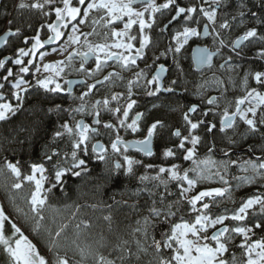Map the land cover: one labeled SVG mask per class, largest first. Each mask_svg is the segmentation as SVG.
I'll use <instances>...</instances> for the list:
<instances>
[{
    "label": "snow or ice",
    "instance_id": "obj_1",
    "mask_svg": "<svg viewBox=\"0 0 264 264\" xmlns=\"http://www.w3.org/2000/svg\"><path fill=\"white\" fill-rule=\"evenodd\" d=\"M62 7L56 6V0H35L31 4L24 3L23 0L17 5L19 9L31 8L41 12L44 16H49L51 12L55 13V21L46 25L50 35L46 41H41L40 30H36V35L29 38L24 37V44L27 46L31 40L30 47H21L16 50L15 58H9L10 62L17 66L14 72L12 68L6 69V75L0 77V121H6L10 116L15 115L23 107L24 100L27 98V94L33 87L44 90L46 93H61L65 89L59 82V78L62 73L75 57H79L80 66L78 71L86 73L91 77L94 73L102 71V69L108 65L109 61H116L123 69H129L132 66H137V60L143 59L145 48L150 46L151 38L146 34V29H151L156 23L155 14L163 13L164 10H168L171 15V19L164 25L166 29L172 22L177 21L183 17L184 27L182 31H176L172 36V40L175 42V48L170 45L166 52H173L179 54L181 49L186 45L190 38L199 37L201 32L196 27L190 26L191 23L197 25L201 20L205 21L203 26V35L213 36V41L219 42L220 48L227 47L222 35L223 30H229L235 23L238 27L245 26V17L250 15V19L254 21L255 26L247 27L242 35L238 36L231 44L232 51H236L240 48L243 42L256 40L264 44V34L259 32L260 27H264V16L260 13L251 11L248 6L247 0H235V15H231V19L228 18L230 13L225 12L224 18L221 19L219 10L221 8L229 9L233 6V0H197L196 4H190L188 6H182L179 0H165L164 3L158 4L156 0H76L78 6H74V0H60ZM140 3L143 5V10H137L134 5ZM205 5H208L205 7ZM45 6H48L49 11H44ZM258 8L264 9V0H258L255 5ZM95 11L100 13L99 19H92V24H99L104 22V27L114 25L117 21H123L124 17H127V21L124 22L123 29L116 30L114 27L111 30V37L114 39L113 43H98L93 44L89 42L88 37L95 33H84L80 30L79 25H84L88 22L90 14ZM174 12V14H172ZM147 14V19L145 16ZM12 20H8V25L12 24ZM75 22V23H73ZM133 25L139 26V33L132 35L131 30ZM41 27H44L42 25ZM65 32L62 29H69ZM164 29H161L163 31ZM20 34V29L17 28L12 31L11 28L6 32L5 39L0 40V43L6 42L7 36H17ZM66 36L64 44L59 48H52V52H60L63 54L72 48L71 52H68V56L64 60H58L49 63L35 64L33 59L29 58L25 61V57H35L39 49H42L45 44H52L60 41L62 37ZM107 37V33L105 34ZM83 38V47L86 49L81 51L78 45H81ZM138 39L139 47H135L133 43ZM117 49L121 51H112ZM134 50V54H133ZM199 55L198 58L201 63H210L212 56L219 53L209 52L206 48H199L195 50ZM166 52H162L161 55H165ZM126 53V54H125ZM48 53L40 51L39 57L41 60ZM237 55L239 53L237 52ZM257 56L260 59H264V48H261L257 52ZM90 57L95 58V67L92 69L86 68L85 63ZM231 57H229V61ZM229 61L225 62V67ZM6 67L5 59H0V68ZM151 68L153 65H147ZM33 68L35 69L33 71ZM165 71L163 65H159L156 68L155 74L151 79L145 81L147 86H155L154 91H148V95H155L160 89V77ZM42 73H48L43 75ZM31 75L35 84L32 81L26 79L27 75ZM118 73L110 72L104 76L103 81L97 80L94 84H87V91L81 93L78 97L81 100V104L75 109L64 110L60 105H56L54 108H49V112L69 111L70 113L85 112V105L83 103L84 98L88 96L97 86V84L109 81L111 77L118 76ZM248 73L245 74L243 85L245 88V95L235 99V111L229 112L228 107H225L223 114L220 116V128L221 133L226 134L227 129H232L233 134L235 132L236 120L243 122L247 126L250 133H260L264 137V92L259 91L256 87H249ZM134 79L128 81V100L125 105H119L115 108L110 107L111 101H119L121 94L114 93L111 96V100L105 98L103 101L97 100L92 105L94 112H89L88 115L92 116V123L94 125H100V105L104 106V109L110 112L116 117L117 123L120 127L130 129L133 133L138 132L139 124L142 117V113L137 112L136 115L131 118V122L128 123L130 111L133 109L137 101L132 99V88L139 83L140 79L145 76V69H140L133 73ZM252 79L261 88H264V71H256L252 74ZM73 82L71 80H65L64 84L71 86ZM80 83H85L81 81ZM176 81H172L175 84ZM222 83V82H218ZM10 86L11 98L16 101L15 105L10 102H4V91ZM174 89L169 87L165 91L172 92ZM227 89H225L226 91ZM69 95H71V88L68 89ZM217 97H210L206 103L209 105H217ZM247 103V108L242 107ZM198 106L192 105L188 108L187 112L183 114V120L187 126V135H182L179 129L172 132V136L179 138V143L176 148L183 150V159L185 161L193 160L195 156L196 147L201 143V137L194 134L201 125H206L207 132L212 133L216 128L214 123H210L204 119L193 122L190 118L191 113L197 112ZM208 111L201 112L202 117L209 115ZM122 113V117L118 114ZM158 125L162 126L160 121L152 123L147 128V135L142 140L131 142V146L135 147L137 151L143 152L147 156L153 155L151 149V141L155 130ZM105 129L115 130V125L111 122H103ZM59 129L54 133V139L61 138L65 134L72 137L71 143V163L68 164V153H63L61 158V152L57 149L51 150V152L44 153L46 161L51 164L52 172L54 176L47 175L48 169L44 163H32L30 165L31 172L28 175H23L19 167V162L11 163L5 161V167L16 178V182L12 183L11 187L14 189H20L22 183L21 178L25 182L34 184V190L31 192L30 199L28 201L31 212L36 219L35 227L33 231L38 232L40 229V221L44 219L42 213L43 208L47 204L48 193L52 189L62 186V178L66 174L70 173L72 176L79 177L82 173L87 171L86 160L78 156V152H83L84 155H88L89 143L93 139V134H99V130L96 127H91L89 124L84 123L83 120L75 122L73 127L67 121L59 125ZM229 145L235 144V141L228 138ZM190 144L191 147H186ZM111 150L113 153H121V148L126 153L129 147V142L124 141L117 133L116 138L111 141ZM212 147H209L208 151L212 152ZM252 149L249 148V151ZM91 152L95 154V158L100 161L107 159V149L104 144L99 141L91 143ZM123 155V153H121ZM225 156L229 155L227 150L223 153ZM164 157H172L176 155V152L172 148H166L163 152ZM54 158H56L54 160ZM123 160L127 167L124 170L126 176L133 174V165L140 163L134 161L127 155H123ZM193 163L195 161L193 160ZM235 164L236 161H231ZM245 164L250 165L252 171L256 176L264 179V157H257L256 161L248 160ZM114 170L119 171L122 165L116 162L113 165ZM145 168H153V165H145ZM225 173H215L219 176L220 181L224 185H228L229 181L225 179ZM248 169L245 168L244 171ZM189 171H196V169H185L183 174H180V168L178 165L173 164L170 167H159L158 172L154 176L141 175L138 180L141 183L145 181H155L153 185L154 189H159L163 186V191L157 192L147 187L138 189L135 193L139 195L140 192L146 191L148 193L151 204L148 206V215L144 216L142 226H138L134 232L141 233L143 240L146 242L150 235V229H155L156 224L153 222L167 223L169 225V231L161 233V239L157 240L154 235L151 236L152 243L148 247L152 248L157 253L156 264H264V235H261L260 239L253 240L252 237L256 235V230H262L264 232V197L259 195L247 198L241 203V206L234 210L231 215L228 214H210V204L203 202L205 198L215 201L217 198L225 196L228 188H210L199 191L197 194L187 198V194L197 185L200 180L209 179V176H205L202 172H197V178L193 179L189 177ZM39 174V175H37ZM162 174L167 175V179ZM246 182L252 183L255 180L254 177H244ZM54 181V182H53ZM177 182L179 188V197L176 200H169L168 197L173 193L169 189L170 182ZM45 182L50 184V187L45 188ZM182 182H186L187 187L183 186ZM187 200V204L190 205L189 211L192 213H198L195 215V219L189 222L184 219L183 215H180V222L173 223V219L183 212V202ZM199 204V207H198ZM159 205V206H158ZM259 216L257 218V208ZM134 209L137 205L132 206ZM77 210H79L77 208ZM251 210V211H250ZM75 215V213H73ZM254 217L255 222L248 224L249 217ZM105 220L110 221V216H105ZM238 222L234 226H228L225 221ZM6 222L11 225V236L5 233ZM245 222V223H239ZM85 223V222H81ZM137 225H141V221H137ZM219 225V227H217ZM68 226L66 224L55 232V237H60L61 232ZM85 227L87 224L85 223ZM76 228L79 229L80 225L77 224ZM209 229H213L209 235ZM241 237V242L236 245L242 250V256L238 258L235 252H232L229 256L230 245L234 242L235 238ZM75 243V241H74ZM137 253H133L131 248L128 247V241L121 240L114 246V251L119 254L114 259H109L107 256L97 252H88V255H93L95 264H126V261L135 256L139 261V252H147L148 248L143 247L141 240H136ZM0 246L2 250L9 257V264H49L37 250L36 246L24 235L21 228L16 223L12 222L2 208H0ZM52 250V246L49 247ZM163 250H169L171 255L165 257L161 253ZM81 262L85 259V249H80ZM52 264H69L67 256H61L57 254Z\"/></svg>",
    "mask_w": 264,
    "mask_h": 264
},
{
    "label": "trees",
    "instance_id": "obj_2",
    "mask_svg": "<svg viewBox=\"0 0 264 264\" xmlns=\"http://www.w3.org/2000/svg\"><path fill=\"white\" fill-rule=\"evenodd\" d=\"M247 2L251 11L264 16V9L255 6L258 0H247ZM225 12L230 13L229 19H231V15H235V0H233L231 8L219 10L221 19L224 18ZM39 16L38 12L31 8L17 9L10 14L9 20L13 22L9 26L14 31L19 28L20 34L9 38L5 50L9 58L16 54V49L20 45H24V37L31 38L34 36L35 25ZM247 17L250 18V15ZM240 28L234 23L233 27L227 31V35L242 32L243 28ZM259 32L264 34V27H260ZM247 44L249 45L245 51V56L238 57V61L242 66L241 68L256 70L261 65V59L256 52L259 48H264V44L256 40ZM3 72L4 69H1L0 77ZM74 103V98H70L65 92L46 93L36 87L30 89L21 110L10 116L8 120L0 121V169L5 161L12 163L18 161L23 176L30 171L32 163H44L48 169L47 175L52 177L54 173L51 164L46 161L44 153L57 149L61 152V158L63 153H68V161H70L71 138L66 134L61 138H53L54 133L60 130L59 125L69 117L70 112H49L48 109L60 105L62 109L67 110L71 109ZM163 106L166 111L161 109L162 114L168 122H175L177 120L178 101L168 99ZM202 137V142L197 149L198 152H203L206 147L209 148L210 146L208 133H203ZM259 137L262 140L261 144H264V137L261 134ZM211 139L214 148L217 151H222L224 140L217 136L216 128L212 132ZM87 161L89 164L86 172L79 177L67 174L62 179V186H58L48 193L47 204L41 213L44 219L40 221L38 232L33 231L38 218H34L28 203L31 186L26 194L20 193L14 188L11 190V188L3 189L0 187V199L9 195L7 197L8 205L9 208L14 207L12 213L16 220L18 217L19 225L21 224L22 229L36 243L39 251L47 253V258L51 264L57 254L66 255L71 264H80L81 248L85 249V259L82 264H95L93 255H88L89 251L93 253L98 251L109 259H114L119 254L114 251V246L121 240L128 241V247L133 253H137V239L141 240L142 246L147 247L148 250L138 253L139 261L133 256L126 261V264H156L157 253L148 245L152 243V235L157 240L161 239V233L169 231V225L154 220L156 227L150 229V235L146 242L143 240L142 234L136 233L134 230L138 226H142V218L151 204L148 193L144 191L136 195L137 190L147 187L160 192V188H153L155 181L141 183L138 177L155 175L156 172L153 173V171L156 170L157 166L153 165V168H146L143 172H133L131 176H126L121 171L113 172L110 167L105 163H100V161L90 159ZM169 189L173 195L168 199L176 200L175 191L172 187ZM262 194L264 195V190ZM243 196L244 194H240L239 199L228 210L232 211L243 199ZM133 205H137V208L134 209ZM182 207L183 212L177 214L173 223L180 220V215H183L184 218L192 217V214L185 212L186 204L184 202ZM105 216H110L111 220H105ZM138 220L141 221V225H137ZM82 221L87 224V227H85V223H81ZM254 222L255 219L249 221V223ZM64 224L68 227L61 232L60 237H55V232ZM77 224L80 225L79 229L76 228ZM11 232V225L6 222V235L11 236ZM261 235H264V232L258 229L252 239H260ZM236 245L238 244L230 245L228 255L230 256L232 252H235L236 256L240 258L242 250ZM50 246H52L51 251L49 250ZM0 264H9V257L2 250V246H0ZM117 264L120 262L117 261Z\"/></svg>",
    "mask_w": 264,
    "mask_h": 264
},
{
    "label": "flooded vegetation",
    "instance_id": "obj_3",
    "mask_svg": "<svg viewBox=\"0 0 264 264\" xmlns=\"http://www.w3.org/2000/svg\"><path fill=\"white\" fill-rule=\"evenodd\" d=\"M21 2V0H0V33L4 31L7 28H11L7 21L9 20L10 14L14 11L19 9L17 5ZM35 2V0H25L24 3L31 4ZM43 2V0H41ZM165 0H156V3L162 4ZM182 6H188L190 4H196L197 0H179ZM56 6L62 7L63 5L60 3V0H56ZM74 6H78L76 4V0H74ZM208 6V5H207ZM134 7L137 10H143V5L140 3H137L134 5ZM35 10V9H34ZM38 12L39 19L36 22L35 25V34L36 30H40V38L41 41H46L50 33L47 30L46 25L48 23H51L55 21V13L51 12L49 16H44L41 14L40 11L35 10V12ZM44 11H49L48 6H45ZM100 14V13H99ZM174 14V12L172 13ZM101 15V14H100ZM156 23L153 25L151 29H146V34H148L151 38V44L144 50L143 59L137 60V66H132L129 69H123L119 63L116 61H109L108 65L105 66L102 71H100V74L96 78H86L82 75H73L69 77H81L82 81L85 83H79L75 84L73 88L71 89V93L74 92L76 89H82L83 92L87 91V84H94L97 80L103 81L104 76L108 75L110 72L118 73V76H113L109 81H104L103 83L97 84L96 88L84 98V101L86 100L89 102L92 98V105L94 104L95 99H99L100 101H103L105 98H108L111 100V96L114 93H120V99L119 101H111L110 107L115 108L119 105H125L128 100V81L130 79H134L133 73L136 71H139L140 69H145V76L142 77L138 84H136L132 88V99L137 101V104L134 105L133 109L130 111L128 123L131 122V118H133L137 112L142 113V117L139 124V131L133 133L130 129L122 128L117 123L116 117L113 116L110 112L106 111L104 109L103 104L101 103L99 111H100V120L102 123L100 125H94L92 123V116L87 114H84L82 117H79V119H83L84 123L89 124L91 127H96L99 130V134H93L92 143L95 141H100L102 144L111 145V141L116 138L117 133L120 135V137L123 140H142L147 135V128L154 122L160 121L162 126L158 125L157 129L154 132V135L152 137L151 141V147L152 152L154 153V145L156 143L157 139H160L162 136L163 140L168 139L166 137L165 132L167 131H175L178 129V127H175L174 125L177 124V122L183 118V114L187 112L188 108L192 105H197L198 109L197 112L191 113L190 118L192 120L197 119L199 121L200 119H204L208 122H213L215 125H217L216 119H213L211 116V111L209 112V115L207 117H202L201 112L208 111L210 109L209 104L207 103H201L200 99L196 96H200L201 93V82L208 81L209 83H212L216 78V68L215 63L219 59L220 55L223 57L222 49L219 48V53H217V47L212 44V35L208 36H199V37H192L190 38L189 42L184 45V47L181 49V52L179 54H175L173 52H166L167 48L171 45L173 49L175 48V42L172 40V36L175 34L176 31H182L184 27V21L183 17L179 18L177 21L172 22L166 29H164V25L168 23V20L171 19V15L169 14L168 10H164L163 13H156L155 14ZM145 19H147V14L145 16ZM127 21V17H124L123 21H117L115 24L124 23ZM205 21L202 19L200 24L197 25L194 22L191 23L190 26H195L198 31L201 32L202 27L204 25ZM44 25V27H41ZM84 27H87L86 24H84ZM13 31L14 29L11 28ZM123 29V28H122ZM161 29H164L161 31ZM62 31L68 32L69 29H62ZM104 36L107 33V37L105 36L102 43H113L114 39L111 37V32L109 30L106 31V28L103 31ZM139 33V26L133 25V28L131 30L132 35H137ZM242 34L237 35L235 38L240 36ZM9 36L6 39V42L4 43L3 47L0 49V59L5 54H8L5 50L7 47V43L9 41ZM66 36L62 37L60 41H57L52 44H45L44 47L40 50L48 49L54 46L59 45L63 42ZM234 38V39H235ZM234 41V40H233ZM232 41V42H233ZM135 44V47H139V41L138 39L133 42ZM247 41H245L239 49H237L235 52L232 51L231 47L230 49H223V52H227L226 57L223 58L219 65H225L226 61H229V57H231V60L228 64H234L239 63L238 57H243L245 54L241 52L242 47L244 44H246ZM196 44L199 45H205L207 46L211 51H215L217 54H215L212 58V64L209 66L202 67L200 69H195L191 57V50L192 47ZM232 44V43H231ZM83 45V39L82 43ZM81 51L86 50L85 48H81ZM72 51V50H71ZM70 51V52H71ZM112 51H121L117 49H112ZM162 52H166L165 55H161ZM237 52L239 55H237ZM126 54V53H125ZM134 54V50H133ZM74 59H77L80 62L79 57H75ZM95 61L94 57H91L90 60H88L85 63V67L90 63ZM240 64V63H239ZM147 65H153V67L148 68ZM159 65H163L165 71L161 74L160 77V91L156 92L155 95H148V91H154L155 86H147L145 81L147 79H151L152 75L155 74L156 68L159 67ZM259 69V68H258ZM68 77V78H69ZM67 78V80H68ZM172 81H176L175 84H172ZM173 88L174 90L172 92L165 91L167 88ZM203 88H205L203 86ZM66 94L68 93V85H66ZM205 94V93H204ZM210 97H216L214 94L210 95ZM207 98V99H208ZM177 100L179 103V106L177 108V120L175 122H171L165 118V116L162 114V110L153 109V107L161 106L165 104L166 100ZM156 107V108H157ZM95 110L92 108L90 112H94ZM232 112V111H230ZM181 115L180 117L178 116ZM122 117V113L118 114ZM103 122H111L115 125V130L112 129H105L103 127ZM220 123V122H219ZM201 129L204 131L203 133H208L206 125H201ZM172 129V130H171ZM264 128L261 129L263 131ZM210 136L209 138V147L213 146V141L211 139L212 133H208ZM260 133H249V137L237 144L230 145V147L227 149L229 151V155L237 156L238 159L242 160H252L257 157H264V146H261V138L259 137ZM212 142V143H211ZM263 145V144H262ZM249 148L252 150L249 151ZM127 152L137 153L138 155H145L143 152L137 151L135 147H128ZM121 153L123 155H126V153L123 151V148H121ZM121 153H113L107 155V160L112 162V167L116 162L121 163V159L123 160V155ZM212 153H214L217 156H223L222 153L224 151H217L214 146ZM152 156V155H151ZM133 155H130V158L133 159ZM160 159L151 161L150 165L159 166ZM124 162V161H123ZM149 165V164H148ZM135 171L134 173H136ZM248 195L253 193H262L263 187L259 184L253 185L246 189Z\"/></svg>",
    "mask_w": 264,
    "mask_h": 264
},
{
    "label": "rangeland",
    "instance_id": "obj_4",
    "mask_svg": "<svg viewBox=\"0 0 264 264\" xmlns=\"http://www.w3.org/2000/svg\"><path fill=\"white\" fill-rule=\"evenodd\" d=\"M25 0H23L24 2ZM209 2H211V0H209ZM205 7H207V5H205ZM100 14L93 11L88 19V22L86 23L87 27H84V25H79L80 30L84 33H90L93 32V28H95V33L91 36L88 37L89 42L93 43V44H98V43H102L103 41H105L104 39V29L106 28V31L109 30L111 32L112 28L114 27L116 30H121L123 28L124 23H120V24H114L112 26L109 27H104V22L101 21L99 24L93 25L92 24V19H99ZM75 23V22H73ZM255 26L254 21H252L249 17H245V26L241 27L240 29L243 28V31L240 33H236L235 35H227V31L228 30H223L222 31V35L223 38L225 40V43L228 45L227 47L224 48H220L219 46V42H215L213 41L212 38V44H214L217 48L222 49V54L223 57L220 55L219 59L216 61L215 63V68H216V78L212 83H209L208 81L205 82H201L205 88H203V86H201V93L200 96H196L200 99L201 103H206L207 98L214 94L218 100H217V105H209L210 109H211V116L213 119H216L217 121V127H216V134L217 136L224 140V146L222 147V152L227 150L230 145L228 143V138H231L232 140L235 141V144L240 143L244 140H246L249 137V131L247 129V126L243 124V122L239 121V118H237L236 120V126H235V132L236 134H233V130L232 129H227L226 130V134L225 133H221L219 131L220 128V116L223 114V110L225 107H228L229 112L230 111H235V99L242 97L245 95V88L243 85V80L245 77V74L248 73V82H249V87H256L259 91L264 92V88H261L259 85H257L255 83V81L252 79V74H254L256 71H264V59H261V65L259 66V69L256 70H249V69H245V68H241L242 66L239 63H234V64H227L225 67H221L219 65V62L226 57L225 52H223V49H230L231 47V43L234 40V38L239 35V34H243V32L246 30L247 27H253ZM195 27V26H193ZM67 37H65V39L63 40L62 43H60L57 46L48 48V49H44V50H40L43 52L48 53L43 60L40 59L39 57V50L38 53L35 57H25V61L29 58L33 59L35 64H43V63H49V62H54V61H58V60H64L67 56H68V52H70L72 50L71 47L68 48L67 51H65L63 54H60V52H52V48H59L61 45L64 44V41L66 40ZM83 39V38H82ZM251 41H248L247 43H249ZM244 44L242 47L241 52L243 54H245V51L247 50V46L249 44ZM31 46V40L29 41V44L26 46L24 45H20V47H30ZM77 47H81L84 48L83 45H78ZM17 48V49H18ZM16 49V50H17ZM261 48H259L257 50V52L260 50ZM256 52V53H257ZM16 54L13 55L11 58H15ZM80 66V62L77 59H73L72 62L65 67V71L62 73L61 77L59 78V82L61 83L62 87L65 89L66 91V85L64 84V81L67 80V78L69 76H73V75H82L86 78H96L100 72L98 73H94L91 77H89L86 73L84 72H80L78 71ZM95 67V61L90 62L86 68L92 69ZM7 68H12L13 71H16L17 66L13 65L10 62V59L6 60V67L5 68H0V70L4 69V72L2 74L1 77H3L4 75H6V69ZM35 69L33 68V71ZM43 75H48V73H42ZM26 79L32 81L33 85L35 84V81L33 80L32 76L29 74L26 76ZM218 82H222V83H218ZM225 89H227L225 91ZM64 91V92H65ZM81 93H83L82 89H76L74 92L71 93V95H69L70 98H74L75 103L73 104V107L71 109H75L77 108L82 102L81 100L78 99V97L81 95ZM205 93V94H204ZM4 97L5 100L4 102H10L12 104L15 105L16 101L14 99L11 98V90H10V86L8 89H6L4 91ZM84 105H85V112L83 114L81 113H75L72 112L70 113L69 117L63 121V123L65 121H67L70 125H72L73 127L75 126V122L77 121V119L79 117H82L84 114H87L91 111L92 109V98L89 102H87L86 100L83 101ZM249 105L247 103H245V105H243L242 107L247 108ZM153 107L152 110L157 109V110H161V109H165V107L163 105L159 106V107ZM166 111V110H164ZM178 116L180 117L181 115L178 114ZM197 119H194L193 122H196ZM175 127H178V129L181 131L182 135H187V126L185 125V122L183 120V118L180 120V122L178 121L176 125H174ZM172 130V129H171ZM203 130L201 129V127H199L197 130H195L196 135H199L201 137V142L203 139ZM166 137L168 139L163 140L162 136L160 137V139L156 140V143L154 145V153L152 156H143V155H138L137 153H132V152H126V155L130 157V155L132 154L133 160L134 161H139L140 163L138 164H134L133 165V172L137 171L138 172H143V170H146L145 165L150 164L151 161L157 160L158 158L160 159L159 161V166L157 168H155L156 170L153 171L154 172H158L159 167H170L173 164H176L179 166L180 168V174H183V171L185 169H196V171H189V177L196 179L197 178V172H202L205 176H209V179H205V180H200L197 185L191 190V192H189L187 194V198H190L191 196L197 194L199 191L202 190H206V189H210V188H228L229 191L226 192L225 196L222 198H217L215 201L209 200L208 198H205V200L203 202H207L210 204V214L217 215V214H228L231 215L232 212L236 209H238L241 206V203L246 200L249 197L252 196H256L259 195L261 197H264V195L262 193H253L248 195L246 189L253 186V185H257L259 184L260 186L263 187L264 190V179L260 178L259 176H256L255 173L252 171L250 165L245 164V161L248 160H242V159H238L237 156L234 155H228V156H217L212 152H209L208 149L209 148H205L203 150V152H198V146L196 147V152H195V156L193 157V160L195 161V163H193V160H188L185 161L183 159V155L184 152L183 150H179L176 148V145H178L179 143V138L172 136V131H167L165 132ZM67 135V134H66ZM68 136V135H67ZM69 138H71V143H72V137L68 136ZM92 143V141H91ZM91 143H89V147H88V155H84V153L78 152V156L80 158H83L86 160V168L88 169V161L87 159L90 160H97L100 161L98 159L95 158V154H93L91 152ZM261 146H264V144ZM107 149V155L110 154L112 152L110 145H106L105 146ZM186 147H191L190 144H187ZM166 148H172L175 152L176 155L172 156V157H164L163 152ZM253 161H256L255 159H252ZM124 160L121 159V165L122 168L119 170L121 171V173H124L125 168L127 167V165L125 164V162H123ZM231 161H236L235 164H232ZM12 163V162H11ZM71 163V156H70V161H68V164H66L65 167L69 166ZM100 163H105L108 167L111 168V170L113 172H115L116 170H114V168L112 167V162L108 161L107 159L105 161H100ZM39 164V163H37ZM225 165H227L226 168V175H225V179H227L229 181L228 185H224L220 179L219 176L215 175V173L220 172L221 174L225 173ZM247 168V171H244V169ZM31 172V168L30 171L25 174L28 175ZM118 172V171H116ZM155 173V175H156ZM70 174V173H68ZM39 175V174H37ZM67 175V174H66ZM164 176L165 179H167V175L166 174H162ZM54 176V175H53ZM154 176V175H153ZM255 176V180L252 183H248L246 182L243 178L244 177H254ZM63 179V178H62ZM16 182V178L13 177L11 175V173L7 170V168L5 167V164L1 167L0 169V187H3V189H7V188H11L12 190V183ZM20 182L22 183V187L20 189H16L17 191H19L20 193L22 192L23 194H26L28 191V188H30L31 186V192L34 190V184L29 183V182H25L23 181V179L21 178ZM54 182V181H53ZM184 187H187L186 182H182ZM30 184V185H29ZM33 186H32V185ZM172 185V186H171ZM50 187V184H48L47 182H45V188ZM169 187L173 189V191H175V197L176 199L179 197V188L177 187V182L172 181L169 184ZM160 191H163V186L160 187ZM31 192L29 194V199L31 196ZM240 194H244L243 199L237 204V206L232 210H228L229 207L231 208V205L233 203H235L238 199ZM9 196V195H8ZM7 196V197H8ZM7 197H3L2 199H0V208H2L5 212V215H7L9 217L10 220H12L14 223L17 224L18 227L21 228V231L24 233V235L26 237H28V239L36 246V243L34 241H32V239L29 237V235L22 229V227L19 225V222L16 220L15 215L12 213L14 211V207L9 208L8 205V199ZM29 201V200H28ZM3 202V203H2ZM184 203L186 204V209L185 212L186 213H190L192 214L191 218H184L185 220L192 222L195 219V215H197L198 213H192L189 211L190 209V205L187 204V200L185 199ZM159 206V205H158ZM16 207V206H15ZM199 207V204H198ZM257 208V218L259 216L258 213V206H255ZM13 208V209H12ZM148 209V208H147ZM147 213L144 216L148 215V210H146ZM251 211V210H250ZM143 216V217H144ZM250 219H255L254 217H249L247 220V223L250 225L252 223H249ZM176 222H180V220L176 221ZM175 222V223H176ZM143 223V222H142ZM225 223L228 226H234L236 223L238 222H234L231 220L225 221ZM239 223H245V222H239ZM219 227V225L217 226ZM213 229H209V233H211ZM241 237L237 236L234 240V243L239 244L241 242ZM256 240V239H253ZM37 250L38 246H36ZM39 253L44 256L46 258V260L49 261V264H51L50 260L47 258V253L41 252L39 251ZM165 257H167L166 255L170 256L171 252L169 250H163V254ZM69 264H71V262L69 261Z\"/></svg>",
    "mask_w": 264,
    "mask_h": 264
},
{
    "label": "water",
    "instance_id": "obj_5",
    "mask_svg": "<svg viewBox=\"0 0 264 264\" xmlns=\"http://www.w3.org/2000/svg\"><path fill=\"white\" fill-rule=\"evenodd\" d=\"M204 26V25H203ZM9 30V28H7V29H5L4 31H2L1 33H0V40H3V39H5V34H6V32ZM12 30V29H11ZM13 31V30H12ZM201 36H205V35H203V27H202V30H201ZM9 36H7L6 37V39L8 38ZM237 38H235L234 39V41L236 40ZM244 43V42H243ZM242 43V44H243ZM3 45H4V43H0V49L3 47ZM199 48H206V49H208V51L209 52H212V53H216L215 51H211L207 46H205V45H199V44H196V45H194L193 47H192V50H191V57H192V61H193V65H194V68L195 69H200V68H202V67H205V66H209V65H211L212 64V60H211V62L210 63H201L200 62V60H199V58H198V53L195 51L196 49H199ZM214 56V55H213ZM213 56H212V58H213ZM2 59H5V60H7V59H9V55L8 54H5L3 57H2ZM91 59V57L89 58V60ZM223 63H221V65H222ZM68 80H71L73 83L71 84V86H69L68 85V89H69V87L72 89L73 88V86L75 85V84H79L81 81H82V78L81 77H69L68 78ZM97 100H99V99H95L94 100V104H95V102L97 101ZM79 120H83V119H79ZM210 123H213V122H210ZM124 141H126V142H129V147H132L131 146V142H134L133 140H124ZM95 142H97V141H95ZM94 142V143H95ZM100 142V141H99ZM101 143V142H100ZM212 143V142H211ZM151 149H152V147H151ZM212 149H213V146H212ZM229 152V151H228ZM222 155L223 156H225L223 153H222ZM213 231V230H212ZM211 234V233H210ZM209 234V235H210Z\"/></svg>",
    "mask_w": 264,
    "mask_h": 264
}]
</instances>
